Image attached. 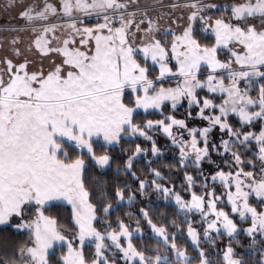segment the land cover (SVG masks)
<instances>
[{
  "label": "snow or ice",
  "instance_id": "6c2138e0",
  "mask_svg": "<svg viewBox=\"0 0 264 264\" xmlns=\"http://www.w3.org/2000/svg\"><path fill=\"white\" fill-rule=\"evenodd\" d=\"M0 10V264H264V0Z\"/></svg>",
  "mask_w": 264,
  "mask_h": 264
},
{
  "label": "trees",
  "instance_id": "16d2710c",
  "mask_svg": "<svg viewBox=\"0 0 264 264\" xmlns=\"http://www.w3.org/2000/svg\"><path fill=\"white\" fill-rule=\"evenodd\" d=\"M178 115H183V111L179 112ZM159 142L162 144L165 143L164 138L162 136L159 137ZM174 151H175L174 149L169 148L168 151L165 153L164 158L162 160L158 161L157 163L161 164V165H167L170 163H175V160L173 158V152ZM153 166H156V165L154 164ZM207 167H209V166L206 165V169H207ZM144 174H146V170H144ZM166 174L171 176L172 182H174L175 184L179 185L181 183L182 178H183V172L182 171H180L178 169H173L170 173H166ZM134 187H135V185L133 184V188ZM151 199L153 202L152 203V211H153V213L156 214L157 219L162 220L164 216H170V214L174 211V209L171 205L166 206L163 201L157 200L155 196H152ZM136 207H137V205L133 204L132 207L129 208L128 205L125 204L123 206V208L120 210V212L122 214V212L133 211ZM157 209H159V212H157ZM52 211L54 214L56 213V209H53ZM61 211H63V210H61ZM62 222H63V220H62ZM142 227H144L145 230L148 231L147 225L143 224V222H142Z\"/></svg>",
  "mask_w": 264,
  "mask_h": 264
},
{
  "label": "rangeland",
  "instance_id": "374dc122",
  "mask_svg": "<svg viewBox=\"0 0 264 264\" xmlns=\"http://www.w3.org/2000/svg\"><path fill=\"white\" fill-rule=\"evenodd\" d=\"M6 3V0H0V8ZM15 17V10H12L8 13H5L4 11L0 10V20H4L5 23L8 21L13 22V19ZM17 23L19 22L18 20L14 19ZM2 22V21H1Z\"/></svg>",
  "mask_w": 264,
  "mask_h": 264
},
{
  "label": "flooded vegetation",
  "instance_id": "af4514ba",
  "mask_svg": "<svg viewBox=\"0 0 264 264\" xmlns=\"http://www.w3.org/2000/svg\"><path fill=\"white\" fill-rule=\"evenodd\" d=\"M2 21V22H1ZM7 23H17L16 21H14V19H13V22H11V21H8ZM0 24H5V21L4 20H0Z\"/></svg>",
  "mask_w": 264,
  "mask_h": 264
}]
</instances>
